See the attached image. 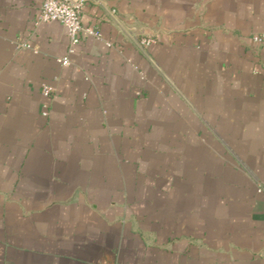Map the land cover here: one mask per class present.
Returning <instances> with one entry per match:
<instances>
[{
	"label": "crops",
	"instance_id": "obj_1",
	"mask_svg": "<svg viewBox=\"0 0 264 264\" xmlns=\"http://www.w3.org/2000/svg\"><path fill=\"white\" fill-rule=\"evenodd\" d=\"M95 1L0 0V264H264V0Z\"/></svg>",
	"mask_w": 264,
	"mask_h": 264
},
{
	"label": "built area",
	"instance_id": "obj_2",
	"mask_svg": "<svg viewBox=\"0 0 264 264\" xmlns=\"http://www.w3.org/2000/svg\"><path fill=\"white\" fill-rule=\"evenodd\" d=\"M91 0H44L40 9V14L37 19V24L57 22L64 25L68 30V36L70 40V46L68 54H72L76 47L80 46L82 41L87 37L100 38L97 27L86 28L82 24V14ZM95 1V0H94ZM96 3L100 4V0H96ZM118 12L112 9L107 12V15L103 20L108 22H117ZM257 43H264V35L254 37ZM156 43L153 38H143L139 41V47L146 49ZM18 49L32 50L37 53L38 50L33 48L29 44L20 43L17 45ZM69 55L61 59L63 65H69L71 63ZM52 88L48 85H43L42 94L45 98L49 99L52 96ZM43 116H49V105H44Z\"/></svg>",
	"mask_w": 264,
	"mask_h": 264
}]
</instances>
